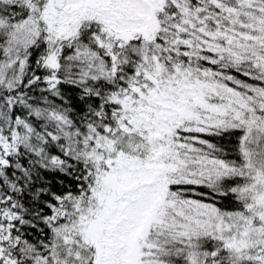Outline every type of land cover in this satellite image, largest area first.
<instances>
[{
	"label": "snow or ice",
	"instance_id": "1",
	"mask_svg": "<svg viewBox=\"0 0 264 264\" xmlns=\"http://www.w3.org/2000/svg\"><path fill=\"white\" fill-rule=\"evenodd\" d=\"M0 264H264V0H0Z\"/></svg>",
	"mask_w": 264,
	"mask_h": 264
}]
</instances>
